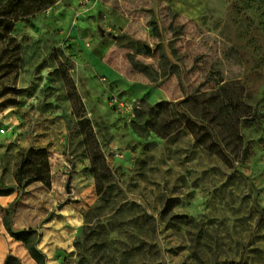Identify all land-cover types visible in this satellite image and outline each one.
<instances>
[{"label": "rangeland", "instance_id": "obj_1", "mask_svg": "<svg viewBox=\"0 0 264 264\" xmlns=\"http://www.w3.org/2000/svg\"><path fill=\"white\" fill-rule=\"evenodd\" d=\"M1 196L8 264L7 226L44 264H264V0L1 17Z\"/></svg>", "mask_w": 264, "mask_h": 264}, {"label": "trees", "instance_id": "obj_2", "mask_svg": "<svg viewBox=\"0 0 264 264\" xmlns=\"http://www.w3.org/2000/svg\"><path fill=\"white\" fill-rule=\"evenodd\" d=\"M57 1L58 0H0V18L3 17V22H5L7 26H12L21 19L33 16L54 6ZM10 16H15V18L10 20ZM82 117L84 119L82 120L83 123L81 124L88 123L85 115ZM235 124L237 125V128L240 126V122H238V120ZM90 158L94 167H97L101 161V158L96 155H92ZM96 172L97 170L95 173ZM7 231L16 241L25 243L30 254L39 264H44V256L36 248L34 242L33 237L36 235L34 230L29 229L20 232H14L9 226H7ZM11 259H13V256L8 255L4 264H8Z\"/></svg>", "mask_w": 264, "mask_h": 264}, {"label": "crops", "instance_id": "obj_3", "mask_svg": "<svg viewBox=\"0 0 264 264\" xmlns=\"http://www.w3.org/2000/svg\"><path fill=\"white\" fill-rule=\"evenodd\" d=\"M11 203L9 197H0V204L7 205ZM18 247L14 242L8 240L5 230L3 229V219L2 215L0 214V264H3L8 256L12 252V249ZM19 248V247H18ZM21 250V249H20ZM21 256L24 258H28V253L25 250H21Z\"/></svg>", "mask_w": 264, "mask_h": 264}, {"label": "water", "instance_id": "obj_4", "mask_svg": "<svg viewBox=\"0 0 264 264\" xmlns=\"http://www.w3.org/2000/svg\"><path fill=\"white\" fill-rule=\"evenodd\" d=\"M148 50H150V49H148Z\"/></svg>", "mask_w": 264, "mask_h": 264}]
</instances>
